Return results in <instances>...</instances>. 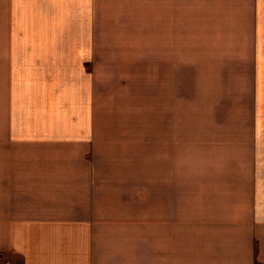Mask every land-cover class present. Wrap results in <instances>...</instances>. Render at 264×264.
<instances>
[{"label":"crops","instance_id":"1","mask_svg":"<svg viewBox=\"0 0 264 264\" xmlns=\"http://www.w3.org/2000/svg\"><path fill=\"white\" fill-rule=\"evenodd\" d=\"M100 71L194 72L208 87L217 73H248L239 202L176 210L171 237L145 235L133 206L106 203L96 172ZM6 260L264 264V0H0Z\"/></svg>","mask_w":264,"mask_h":264},{"label":"rangeland","instance_id":"2","mask_svg":"<svg viewBox=\"0 0 264 264\" xmlns=\"http://www.w3.org/2000/svg\"><path fill=\"white\" fill-rule=\"evenodd\" d=\"M217 77L208 87L194 72H96L104 201L133 206L145 235L171 237L176 210L239 202L253 109L249 75Z\"/></svg>","mask_w":264,"mask_h":264},{"label":"built area","instance_id":"3","mask_svg":"<svg viewBox=\"0 0 264 264\" xmlns=\"http://www.w3.org/2000/svg\"><path fill=\"white\" fill-rule=\"evenodd\" d=\"M4 264H11V262L6 260V261H4ZM257 264H261V263H257Z\"/></svg>","mask_w":264,"mask_h":264}]
</instances>
